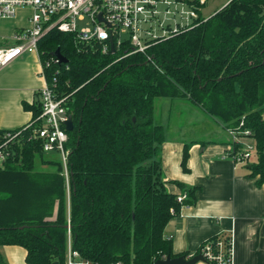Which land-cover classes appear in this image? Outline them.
Segmentation results:
<instances>
[{"label":"trees","instance_id":"16d2710c","mask_svg":"<svg viewBox=\"0 0 264 264\" xmlns=\"http://www.w3.org/2000/svg\"><path fill=\"white\" fill-rule=\"evenodd\" d=\"M58 48L68 61L51 62L45 72L74 120L66 143L69 192L61 160L43 151L33 128L23 130L0 166V264L4 245L25 247L28 264H64L68 224L73 248L101 264L181 255L165 237L182 205L163 180L166 134L154 120L161 97L184 96L226 128L243 121L256 144L250 177L264 184V0H231L147 54L104 53L97 42L52 28L39 41L42 61ZM25 107L31 121L42 111L39 100ZM37 158L54 170H38ZM187 160L185 150L184 169ZM187 191L194 201L196 189Z\"/></svg>","mask_w":264,"mask_h":264},{"label":"crops","instance_id":"0c3cea01","mask_svg":"<svg viewBox=\"0 0 264 264\" xmlns=\"http://www.w3.org/2000/svg\"><path fill=\"white\" fill-rule=\"evenodd\" d=\"M41 71L38 52L24 54L0 71V130H14L31 121L32 111L25 106L41 101L40 90L46 83ZM162 100L156 99L155 111ZM167 101L169 117H176L177 134L170 138L162 124L166 134L161 148L163 180L170 192L187 193L186 205L165 230L174 253L192 257L201 253L208 239L228 236L232 239L233 264H264V184L250 177L251 160L239 164L225 155L232 137L222 123L200 107L178 104L187 111V120H182V112L174 110L175 100ZM201 123L203 129L196 138V126ZM185 150L187 169L182 165ZM191 188L196 189L194 201L188 200L187 190ZM2 253L6 264H28L27 250L21 245H4ZM196 264L211 263L200 260Z\"/></svg>","mask_w":264,"mask_h":264},{"label":"built area","instance_id":"2783aa9c","mask_svg":"<svg viewBox=\"0 0 264 264\" xmlns=\"http://www.w3.org/2000/svg\"><path fill=\"white\" fill-rule=\"evenodd\" d=\"M207 2L208 0H0V18L15 16L20 7L32 8L30 26L18 28L9 37L0 35V71L24 54L40 53L39 41L52 28L73 33L79 42H97L104 53L111 50L110 40L113 39L115 51L123 49L121 57L136 53L147 54V50L154 44L185 33L213 16H206L204 13ZM147 56L150 58V55ZM51 62L60 60L55 56L46 62L42 61L41 73L46 79L40 90L42 111L35 121H30L23 129L8 130L1 135L0 166L11 155L13 145L20 141L23 130L33 128L35 136L43 142V151L55 154L61 160L69 192L70 149L66 147L69 137L65 122L71 114L66 97H60L55 91V83H49L46 78L45 68ZM243 125L244 122L241 121L236 128H226L232 142L225 155L239 164L249 162L256 151L253 132ZM186 200L187 193L177 196V201L182 206L186 205ZM226 238L214 237L203 243L201 253L211 264H233L232 239ZM64 264L101 263L83 258L73 248L69 228ZM109 264L123 263L116 261Z\"/></svg>","mask_w":264,"mask_h":264},{"label":"rangeland","instance_id":"374dc122","mask_svg":"<svg viewBox=\"0 0 264 264\" xmlns=\"http://www.w3.org/2000/svg\"><path fill=\"white\" fill-rule=\"evenodd\" d=\"M228 0H208L205 8H204V13L206 16H210V15H214L217 11H219L221 8L224 7L225 3ZM32 14V8L31 7H20L17 10V13L15 16L10 17V18H0V34L3 35H12L14 34V32L16 31V29L13 27L15 26H19V27H28L30 26V22H29V17ZM85 23V22H84ZM82 25V23H80ZM127 37V34H124V38ZM170 97H162V102H159V106L157 111H155L154 113V120L156 123H160L163 124L166 128V132L168 134V136L170 138L176 137V129H175V124H176V117H174L173 115L171 117H169L168 114V109L166 107L167 105V99ZM171 99V98H170ZM173 100H175V106L174 110L176 111L177 109H179L181 107V105H185V104H190L193 105L191 102H189V99L178 95V96H174L172 97ZM185 103V104H184ZM180 107H179V105ZM156 110V107H155ZM183 116L181 117V119L183 120H187L186 117H188L187 115H184V113H187V111L183 108V109H179ZM185 116V118H184ZM174 117V118H173ZM196 129L199 130L194 132V136L197 138L200 135V130L202 132L203 129V124L201 123L200 126H196ZM187 136H191V133H188ZM189 138V137H188ZM256 151L253 154V157L251 159V162H256L257 161V157L255 156ZM36 168L38 170H42V171H53L54 168L53 166L44 163V161H42L41 158H37L36 159Z\"/></svg>","mask_w":264,"mask_h":264},{"label":"water","instance_id":"95a60500","mask_svg":"<svg viewBox=\"0 0 264 264\" xmlns=\"http://www.w3.org/2000/svg\"><path fill=\"white\" fill-rule=\"evenodd\" d=\"M110 42H111V50H112V52H114L115 47H114L113 39H111ZM54 56H56L60 60V62L64 63V62L68 61L63 56V54L61 53L60 48H58L54 52ZM65 127H66L67 131H72L74 129V120H73L72 115H69L68 119L66 120ZM67 227L70 228V225L68 224ZM200 260H203V261L206 260V258L204 257V255L202 253H199V254L194 255L192 257H188L187 255H184V254L177 256V257H172L171 254H168L166 256V258L158 259L155 261L154 264H196ZM54 264H59V263H58V261H55Z\"/></svg>","mask_w":264,"mask_h":264}]
</instances>
